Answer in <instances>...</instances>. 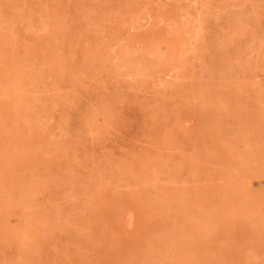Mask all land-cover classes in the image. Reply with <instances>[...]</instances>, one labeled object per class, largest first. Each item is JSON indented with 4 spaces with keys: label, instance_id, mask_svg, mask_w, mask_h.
<instances>
[{
    "label": "rangeland",
    "instance_id": "374dc122",
    "mask_svg": "<svg viewBox=\"0 0 264 264\" xmlns=\"http://www.w3.org/2000/svg\"><path fill=\"white\" fill-rule=\"evenodd\" d=\"M0 264H264V0H0Z\"/></svg>",
    "mask_w": 264,
    "mask_h": 264
},
{
    "label": "bare ground",
    "instance_id": "6f19581e",
    "mask_svg": "<svg viewBox=\"0 0 264 264\" xmlns=\"http://www.w3.org/2000/svg\"><path fill=\"white\" fill-rule=\"evenodd\" d=\"M262 35V34H261ZM135 57H136V55H135Z\"/></svg>",
    "mask_w": 264,
    "mask_h": 264
}]
</instances>
